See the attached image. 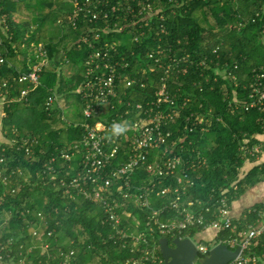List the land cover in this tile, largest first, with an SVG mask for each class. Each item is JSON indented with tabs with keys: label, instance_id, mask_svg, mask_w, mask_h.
I'll use <instances>...</instances> for the list:
<instances>
[{
	"label": "trees",
	"instance_id": "1",
	"mask_svg": "<svg viewBox=\"0 0 264 264\" xmlns=\"http://www.w3.org/2000/svg\"><path fill=\"white\" fill-rule=\"evenodd\" d=\"M151 1L154 5L162 2L161 14L165 18L162 20L160 14L156 15L144 28L146 34L141 42L133 43V35L129 34L139 26L128 27L122 33H110L115 38L105 36L110 41H118L119 52L132 62L118 73L122 72L123 78L135 79L131 86L126 85L125 79L118 83L117 92L131 105L112 110V115L120 120V116L125 118L123 110L128 109V117L138 116L140 103L142 113L149 107L153 112H162L165 115L163 127L171 132L169 141L175 145L173 152L182 157L186 168L190 164L195 167L191 172L193 184L187 186L183 199L200 201L203 208L209 206L206 219L216 216L222 197L228 198L232 212L234 202L264 182V160L258 162L264 151L261 138L264 98L250 106L260 94L255 89L264 91V76H261L264 74V0ZM23 8L31 14L38 13L29 20L21 16ZM72 8L73 4L66 0H0V18L9 25L6 32L0 26V55L5 58L0 62V81L15 80L28 69V47L33 44L44 42L51 61L41 73L40 85L30 91L28 99L6 106L7 116L3 121L6 135L13 137L15 126L17 137L36 138L38 143L30 154L15 148L4 154L3 175H9L12 168L21 169L23 173L17 171L12 177V180H21V189L12 200H9L10 193L3 198L7 187L0 184V200H4L0 218L6 216L3 211L12 213V219L2 230L17 235L25 217L22 213L30 217L32 214L42 234L38 242L49 243L50 252L55 255L60 250L64 253L74 250L76 254L71 264H125L132 254L120 240L109 238L112 228L104 221L103 207L81 195L71 197L75 190L65 193L66 187L60 183V179L73 174L68 165L77 162L74 157L71 163H66L62 153L73 149L85 129L75 126L74 122L64 123L61 109L46 110V101L57 94L66 99L76 95L82 102L76 90L86 81V61L94 52L81 38L85 33L83 14L76 29L67 22L58 24ZM197 11L202 13L203 21L195 17ZM48 23L62 28L56 37H46ZM105 23L100 18L92 26L101 27ZM33 25L37 29L33 30ZM65 27L69 28L67 32L63 30ZM97 46L103 47L102 44ZM147 51H152L154 58L147 59ZM157 58L160 60L156 61ZM66 64L74 71L68 76L63 74ZM164 86L168 99L158 103L156 93ZM23 87L22 83L16 84L11 94L17 96ZM256 145L261 146L260 152L251 154L250 149ZM53 156L56 161H52ZM47 161L54 165L51 171L43 169ZM246 161L254 165L243 172ZM52 173H56L55 180L51 178ZM118 211L123 216V224L132 221L124 216L128 211L144 217L143 211L126 206L120 205ZM233 222L238 230L264 223V203L257 202L246 208L240 217L233 216ZM49 230H54L51 236L47 235ZM23 233L29 236L30 231L25 229ZM202 233L201 227H194L190 236L198 238ZM160 237L156 235L157 253L162 256ZM234 237L237 233L233 225L218 232L215 243ZM167 238L172 242L171 236ZM245 254L257 257V262L250 264H264V232L253 240ZM40 259L46 261L47 254L37 249L29 254L27 264H41Z\"/></svg>",
	"mask_w": 264,
	"mask_h": 264
},
{
	"label": "built area",
	"instance_id": "2",
	"mask_svg": "<svg viewBox=\"0 0 264 264\" xmlns=\"http://www.w3.org/2000/svg\"><path fill=\"white\" fill-rule=\"evenodd\" d=\"M66 1L73 4L72 11L65 18L59 19L58 24L64 25L67 22L76 29L78 23L82 21L79 20L80 14H83L85 33L81 35V38L88 47L94 49V52L86 61V81L76 90L82 99L83 119L74 124L83 126L85 134L74 144L71 151L62 153L66 163H71L74 157L77 158L76 164L68 165L69 172L73 174L60 179L61 185L66 187L65 193H71L69 190L73 189L75 192L71 194V197L81 195L85 200L98 203L103 207L104 221L112 228L109 238L114 241L120 240L132 254L126 259L125 264H164L163 256L157 253V234L161 237L169 235L172 239L190 237L193 240L190 232L194 227H201L202 231L214 229L221 232L233 225L237 237L220 241L232 250L238 246L241 247V253L230 263H256L257 257L246 255L245 252L253 240L264 232V223L238 230L233 222L227 197H222L218 213L210 219L205 217V212L210 211L209 206L203 208L200 201L183 199L187 186L193 184L191 172L195 170V167L190 164L186 168L182 157L173 152L175 145L169 141L171 132L163 127L165 115L160 111L153 112L150 107L142 113L141 103L137 105L138 116L128 117L130 114L128 109L123 110L125 118L120 116V120L117 115H112V110H119L121 106L125 109L126 104L131 105L130 102L126 103L117 92L118 83L125 79L126 85L131 86L135 83V79L123 78L124 74L118 73L120 68L128 67L132 62L119 52L118 41H110L106 37L115 38L110 33H122L128 27L139 26V29L130 31L129 34L133 35V43L141 42V37L146 34L144 28L151 24L153 18L158 14L162 20L165 18L164 14H161L164 9L162 2L158 1L154 5L151 0ZM100 18L103 23H106L101 27L92 26L96 21H100ZM0 26L5 32L9 31V25L4 18H0ZM98 44H102L103 47H98ZM32 48L28 51V69L19 73L15 80L6 78L0 81V184L7 187L3 198L10 193L9 200L14 199L21 189V180L17 179V182L12 180V177L17 174V171L22 172V170L12 168L9 175H3L4 168L1 167L5 162L4 154L13 151L12 148L30 154L34 152L38 139L17 137L18 130L15 126L13 127L14 136L10 138L6 135L7 131L3 128V121L7 116L6 106L13 101H26L30 91L40 85L41 73L51 62L44 42L33 44ZM146 53L147 59L154 58L155 54L152 51ZM4 60L5 58L0 55V62ZM159 60L160 58H157L156 61ZM140 66L144 67L141 64ZM118 74L122 75L118 77ZM18 83L24 84V87L17 96H13L12 89ZM255 92L260 94L250 106L256 105L264 98L262 89H255ZM156 95L158 103L166 99L165 86ZM55 107L61 109V117L64 120V108L57 94L47 98L45 109L51 111ZM92 119L96 121L92 122ZM114 121L130 125L129 131L120 137H110L109 130ZM67 123L73 122L67 121ZM242 149H245V146H242ZM260 150L261 147L256 145L250 149V153H259ZM52 161H56L55 156L52 157ZM200 162L203 163L204 160ZM53 166L47 161L43 169L51 171ZM51 178L55 180L56 173H52ZM28 179L29 177L26 178ZM14 181L15 185L9 189L8 186ZM3 203L4 200H0V209ZM156 203L160 205L156 206ZM120 205L143 211V219L137 215H131L132 212L128 211L124 216L131 218L132 221L123 224V216L118 211ZM3 212H6V216L0 218L2 219L0 221V264H27L29 254L37 249L47 254L46 261L39 260L41 264L72 263L76 254L74 250L68 253L60 250L55 255L50 252L49 243L38 242L42 234L39 233L36 218H33L32 214L30 217L22 213L25 217L22 219L21 230L16 235L15 232L2 230V227L12 219L11 210ZM27 212L30 214V209H27ZM40 215V212L37 213L38 219ZM25 229L30 231L29 236L23 233ZM52 233L54 230H49L47 235L51 236ZM195 244L198 249V259L207 255L214 246L205 242L199 244L195 242ZM51 260H55V263ZM194 264L199 263L197 261Z\"/></svg>",
	"mask_w": 264,
	"mask_h": 264
},
{
	"label": "water",
	"instance_id": "3",
	"mask_svg": "<svg viewBox=\"0 0 264 264\" xmlns=\"http://www.w3.org/2000/svg\"><path fill=\"white\" fill-rule=\"evenodd\" d=\"M164 264H229L241 253V247L230 249L225 243L214 245L209 253L198 259V249L190 237H175L169 242L167 237L159 239Z\"/></svg>",
	"mask_w": 264,
	"mask_h": 264
},
{
	"label": "rangeland",
	"instance_id": "4",
	"mask_svg": "<svg viewBox=\"0 0 264 264\" xmlns=\"http://www.w3.org/2000/svg\"><path fill=\"white\" fill-rule=\"evenodd\" d=\"M32 13L37 15L38 11H34ZM20 14H21V16L27 17V19H29V20L32 19V15H33L30 12H28L27 9H25V8H23L21 10ZM195 17L198 20L203 21V15L200 11H197L195 13ZM33 26H34V27H32L33 30L37 29L36 25H33ZM47 27H48V31H46V37H48V38L56 37L57 31L62 29L59 26H55V25L51 26L49 23H48ZM63 30H65L67 32V30H69V28L65 27ZM30 48H32V47H28V51L31 50ZM23 52H27V51L23 50ZM69 68H70V66L64 67V71H63L64 76L69 75V70H68ZM60 104L62 105V108H64V120H63L64 123H67V121L76 122V121H80L81 119H83L82 105L78 101V98L76 97V95L74 97H71V99H66L64 96H62L60 98ZM259 147H261V146L259 145ZM261 158H264V153L261 156ZM243 198H244V196L241 199H243ZM193 240L197 244H199L200 242H205V243L209 244L210 246L215 244V241H211L210 237H206V238L201 239V240L199 238L193 237Z\"/></svg>",
	"mask_w": 264,
	"mask_h": 264
},
{
	"label": "crops",
	"instance_id": "5",
	"mask_svg": "<svg viewBox=\"0 0 264 264\" xmlns=\"http://www.w3.org/2000/svg\"><path fill=\"white\" fill-rule=\"evenodd\" d=\"M68 70H69V75L74 73V71L72 70L71 67ZM261 138L264 141V135H262ZM263 153H264V151L262 152L261 155H263ZM262 160H264V158H260V160L258 159V162H260ZM253 165H254V162L246 161V163L242 169L243 172H244V170H249ZM240 199L236 203L234 202L233 207H232V216L237 217V218L240 217V215L242 214V212L246 208L254 205L257 202H263L264 203V182H262L256 186L252 187L251 189H249L246 192V194L244 195V198L241 200ZM217 234H218V232L215 231L214 229H206L203 231L202 234H199L198 238L201 239L202 237L203 238L210 237L211 241H216ZM216 244L217 243H215L214 245H216Z\"/></svg>",
	"mask_w": 264,
	"mask_h": 264
},
{
	"label": "clouds",
	"instance_id": "6",
	"mask_svg": "<svg viewBox=\"0 0 264 264\" xmlns=\"http://www.w3.org/2000/svg\"><path fill=\"white\" fill-rule=\"evenodd\" d=\"M130 125L124 122L114 121L109 130L110 137H120L125 135L129 131Z\"/></svg>",
	"mask_w": 264,
	"mask_h": 264
}]
</instances>
